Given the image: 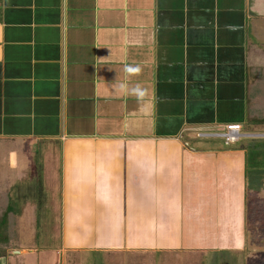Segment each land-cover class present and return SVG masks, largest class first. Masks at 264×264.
Here are the masks:
<instances>
[{
  "label": "crops",
  "instance_id": "obj_1",
  "mask_svg": "<svg viewBox=\"0 0 264 264\" xmlns=\"http://www.w3.org/2000/svg\"><path fill=\"white\" fill-rule=\"evenodd\" d=\"M262 69L264 0H0V163L58 152L62 194L111 195V242L151 193L154 144L243 130Z\"/></svg>",
  "mask_w": 264,
  "mask_h": 264
},
{
  "label": "rangeland",
  "instance_id": "obj_2",
  "mask_svg": "<svg viewBox=\"0 0 264 264\" xmlns=\"http://www.w3.org/2000/svg\"><path fill=\"white\" fill-rule=\"evenodd\" d=\"M242 133L256 137L230 146L187 134L155 143L151 193L135 195L128 233L111 242V195H82L77 185L76 199L62 194L58 152L0 163L17 215L8 218L14 242L0 264H264V125ZM126 194H118L121 209Z\"/></svg>",
  "mask_w": 264,
  "mask_h": 264
},
{
  "label": "trees",
  "instance_id": "obj_3",
  "mask_svg": "<svg viewBox=\"0 0 264 264\" xmlns=\"http://www.w3.org/2000/svg\"><path fill=\"white\" fill-rule=\"evenodd\" d=\"M260 72H262L261 74L264 77V70L262 69L260 70ZM254 78V80H256L254 82L255 86H253L252 88L250 87L246 98V103L249 111L245 124L246 127L244 128V130H247L249 127H258L264 125V83H261V85H259L261 78L260 74ZM254 83H251V85ZM9 199L10 195H8V192L0 194V205H3L0 206V259H3L5 257V251L9 249V243L11 241L6 235L8 218H16L15 216H17L10 204Z\"/></svg>",
  "mask_w": 264,
  "mask_h": 264
},
{
  "label": "built area",
  "instance_id": "obj_4",
  "mask_svg": "<svg viewBox=\"0 0 264 264\" xmlns=\"http://www.w3.org/2000/svg\"><path fill=\"white\" fill-rule=\"evenodd\" d=\"M196 137L202 140L215 139L220 141L224 146H230L242 139H247L248 137L252 138L256 136L242 133L241 125L231 123L220 126L215 130H209V132L199 131L197 132Z\"/></svg>",
  "mask_w": 264,
  "mask_h": 264
},
{
  "label": "clouds",
  "instance_id": "obj_5",
  "mask_svg": "<svg viewBox=\"0 0 264 264\" xmlns=\"http://www.w3.org/2000/svg\"><path fill=\"white\" fill-rule=\"evenodd\" d=\"M122 71L126 77L134 76V75H138L141 72V68L138 65L137 66L124 65L122 67ZM118 76H119V72H117V77ZM118 86L121 91L127 90V85L124 83H120ZM131 92L133 95H135L139 99L145 95L146 90L142 89L139 85H137L136 87L131 89Z\"/></svg>",
  "mask_w": 264,
  "mask_h": 264
}]
</instances>
